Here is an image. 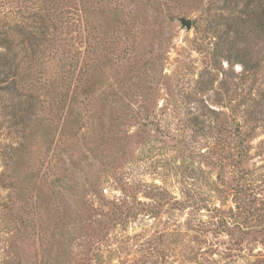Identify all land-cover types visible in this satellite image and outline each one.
Listing matches in <instances>:
<instances>
[{"label": "rangeland", "instance_id": "obj_1", "mask_svg": "<svg viewBox=\"0 0 264 264\" xmlns=\"http://www.w3.org/2000/svg\"><path fill=\"white\" fill-rule=\"evenodd\" d=\"M214 1L159 0L152 6L162 9L158 17L146 12L147 0H125L134 36L118 32L106 41H127V49L133 43L139 54L109 71L111 60L101 54V91L90 103L98 109L103 94L131 80L137 95L126 103L134 111L149 106L151 121L141 129L137 119H128L124 149L116 157L110 142L103 143L113 125L101 126L86 110L77 136L69 130L76 119L54 113L52 125L35 139L33 163L48 164V183L66 176L61 189L70 195L43 214L35 205L39 199L18 198L14 206L8 192L0 191V264H264V41L258 47L253 38L247 55L213 66L209 49L217 40L202 9ZM1 11L2 23L18 20L11 10ZM182 18L192 21L190 31ZM135 61L148 62L150 73L130 74ZM257 61L261 68L248 80ZM25 101L0 100V143L13 139L18 127H10L23 117L14 114L28 109ZM246 105L257 115L243 117ZM233 118L253 130L243 180ZM31 189L46 203L47 194ZM12 209L24 215L28 233L14 231L18 216L11 218Z\"/></svg>", "mask_w": 264, "mask_h": 264}, {"label": "trees", "instance_id": "obj_2", "mask_svg": "<svg viewBox=\"0 0 264 264\" xmlns=\"http://www.w3.org/2000/svg\"><path fill=\"white\" fill-rule=\"evenodd\" d=\"M4 1H7L8 8L2 0L0 7L11 10L18 16V20L8 23L0 21V100L8 96L18 101L25 98L28 109L24 112L21 107L16 111L14 116L17 118L19 113L23 114L22 120L10 128L18 129L14 133L11 131L14 137L8 143H0V164L3 168L0 173V191L8 192L7 199L14 206L18 198L25 200L32 197L36 198V202L39 199L35 205L44 214L49 204H55L58 199H67L70 195L67 189H61L66 176L48 183V164L39 160L42 156L39 155L38 164L33 163L35 139L41 130L47 131L46 127L52 125L54 113L65 118L73 116L76 121L72 122L69 130L77 136L80 132V119L86 110L93 118L97 115L101 126L113 125L112 135H107L103 143L105 145L107 141L110 142L116 157L124 149L128 119L131 116L137 119L141 129H145L151 121L149 106H139L134 114L131 105L126 103L127 99L137 95L135 90L138 87L133 89L131 80L120 82L118 86L121 88L108 92L105 97L103 94L98 109L95 103H90L101 91L98 87L99 78L96 77L98 60L106 54L107 60H111L110 64L106 61L109 71L119 68L124 62L133 61L137 58L136 54H139L133 43L127 49V41L123 46L115 40L106 41V37L115 36L118 32L132 39L134 33L129 24L133 20V12L130 10L131 6L125 9V0ZM158 1L147 0L146 12L162 17V9L157 8L160 5ZM155 3L157 6L152 8ZM221 4L223 7H220ZM202 12L203 17L206 14L204 23H211L208 25L209 32L218 41L209 49V61L213 66L220 64L221 60L232 64L233 56L239 53L247 55L253 38L258 41V47L264 41V0H218L209 4L206 10L202 9ZM99 18L102 23L98 24ZM260 52H256V57ZM101 54L103 56L99 57ZM247 61L241 64L247 65ZM147 64L145 62L141 66L135 61L132 64L134 71L130 74L144 77L146 72L150 73ZM260 65V61L253 63L248 80L257 74ZM83 105L85 106L80 108ZM254 109L246 105L242 116H256L258 112ZM231 123L229 125L238 140L237 167L243 180L250 149L247 145L253 139V130H244L235 118ZM232 131L230 129V133ZM44 137L42 135L41 139ZM47 137L49 139L51 135ZM48 145L53 146L52 138ZM20 174L23 177L21 185ZM36 187L39 188V194H47L46 203L38 195L32 196L31 190L34 189L31 188ZM244 191L245 188H240L238 193L241 195ZM250 209L252 210L251 207ZM10 213L13 214V209ZM11 216H18L13 219L17 223L14 231L20 235L28 233L31 226L25 223L24 215L20 217L14 213ZM12 252L17 256L16 259L19 258L17 250L10 251Z\"/></svg>", "mask_w": 264, "mask_h": 264}, {"label": "water", "instance_id": "obj_3", "mask_svg": "<svg viewBox=\"0 0 264 264\" xmlns=\"http://www.w3.org/2000/svg\"><path fill=\"white\" fill-rule=\"evenodd\" d=\"M180 22H181L182 26L186 28L187 31L191 30V28H192V21L191 20H188L186 18H182V19H180Z\"/></svg>", "mask_w": 264, "mask_h": 264}]
</instances>
